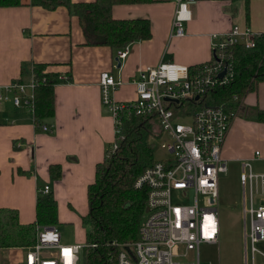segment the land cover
<instances>
[{"label":"crops","instance_id":"obj_1","mask_svg":"<svg viewBox=\"0 0 264 264\" xmlns=\"http://www.w3.org/2000/svg\"><path fill=\"white\" fill-rule=\"evenodd\" d=\"M79 1L90 0H71ZM21 2L0 6V87L21 79V72L29 82L34 62L48 63L61 75L69 70L70 80L54 86V116L45 121L50 131L37 130L26 107L14 106L10 99L0 101V208L15 209L23 224L33 222L38 189L46 184L57 201V223L73 230V235L62 237L54 224L60 240L75 243L71 241L82 238L79 225L87 212V185L114 138L112 117L101 103L99 73L108 70L122 80L112 91L116 100L133 99L132 78L140 68L160 60L189 66L208 61L212 33L233 24L264 31V0H194L182 35L170 34L175 7L171 0L114 4L113 17H147L151 30L149 38L129 43L125 57L118 59L117 49L84 43L78 17L67 6L47 9L30 0ZM260 83L245 95L244 103L264 108ZM257 149L264 152V122L235 117L222 157L242 162ZM50 163L60 164L57 180L48 173ZM1 252L3 264H16L5 260L4 249Z\"/></svg>","mask_w":264,"mask_h":264},{"label":"built area","instance_id":"obj_2","mask_svg":"<svg viewBox=\"0 0 264 264\" xmlns=\"http://www.w3.org/2000/svg\"><path fill=\"white\" fill-rule=\"evenodd\" d=\"M171 1L175 7L170 34L182 35L184 23L191 18L194 0ZM260 32L233 24L224 32L212 33L211 58L195 69L165 60L140 68L132 78L135 97L130 100L119 101L112 95L122 84L120 77L108 70L99 73L101 103L112 117L114 131H119L122 117L130 113L147 114L157 119V135L165 133L170 137V141L161 145L168 156L154 159L134 181V186L147 189L144 214L137 238L119 245L116 264H210L201 262L199 245L218 240L217 177L226 171L221 148L235 117L222 106L200 104V100L206 92L226 84L232 77L226 47L238 43L254 46ZM127 51L128 44L117 49V59L124 58ZM32 85V79L29 82L14 79L0 87V101L10 99L14 106L26 107L32 114ZM38 127L44 131L51 129L46 123ZM253 159H264V152L257 149L252 158L241 162L244 264H247V241L252 255H264L254 245L264 240V202L255 203L260 200L256 195L264 196V171L252 170ZM39 191L48 193L49 186L45 184ZM82 245L62 242L54 224H37L34 242L15 247L23 252L16 264H80ZM1 253L0 249L3 264Z\"/></svg>","mask_w":264,"mask_h":264},{"label":"trees","instance_id":"obj_3","mask_svg":"<svg viewBox=\"0 0 264 264\" xmlns=\"http://www.w3.org/2000/svg\"><path fill=\"white\" fill-rule=\"evenodd\" d=\"M153 0H30V4L53 9L65 5L77 15L86 45H107L120 49L127 44L151 36L147 17L116 18L111 14L114 4L142 3ZM21 0H0V6L19 5ZM248 6H245L247 14ZM231 63L232 77L224 85L206 92L200 104L222 106L232 118L264 122V108L247 105L243 99L264 82V32L256 36L254 46L231 44L224 50ZM207 61L190 65L195 69ZM45 62L31 66L33 118L35 128L54 116V86L70 80L69 70L61 75ZM25 75L21 72V80ZM159 124L154 115L130 113L122 117L119 131L105 146L103 157L95 164L94 179L87 185L88 223L81 248V264H116L119 245L137 238L144 214L147 189L134 186L136 177L153 158L152 135ZM52 179L61 177L58 163L48 165ZM57 223V201L51 192H37L35 220L19 222L15 209L0 208V249L27 246L34 242L35 226ZM112 242L114 244H112Z\"/></svg>","mask_w":264,"mask_h":264},{"label":"rangeland","instance_id":"obj_4","mask_svg":"<svg viewBox=\"0 0 264 264\" xmlns=\"http://www.w3.org/2000/svg\"><path fill=\"white\" fill-rule=\"evenodd\" d=\"M261 85L258 82V87ZM188 109H191L188 106ZM187 122V119H182ZM153 139L152 152L154 159L167 157L166 150L161 146L163 143L170 141L167 134L152 135ZM251 168L254 172L264 171V159H254L250 161ZM241 171L240 160L226 161V171L218 173L217 177V217L219 223V236L217 242L201 243L199 245V256L202 263L210 264H244L243 258V236H242V188L239 181ZM260 200L255 203L264 202V196L256 195ZM246 203L248 204V189L246 188ZM85 213L80 216V234L82 238L75 243H84L85 231L88 223L84 219ZM61 232L62 237L73 235V230L69 224L61 226L55 224ZM248 227V219H247ZM80 235V236H81ZM67 243L66 241H64ZM70 243V242H68ZM255 247L264 253V240L254 243ZM19 248V247H18ZM247 264H264V255L250 251V243L247 241ZM2 251V249H1ZM22 251L17 248L4 249L3 256L6 261H15L17 263L22 257ZM81 264V260H80Z\"/></svg>","mask_w":264,"mask_h":264},{"label":"water","instance_id":"obj_5","mask_svg":"<svg viewBox=\"0 0 264 264\" xmlns=\"http://www.w3.org/2000/svg\"><path fill=\"white\" fill-rule=\"evenodd\" d=\"M116 67H119V61L116 64ZM224 73V69L220 72V75H222ZM195 98H197V96H195Z\"/></svg>","mask_w":264,"mask_h":264}]
</instances>
